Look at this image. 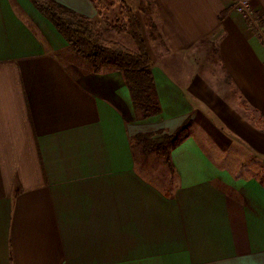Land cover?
I'll list each match as a JSON object with an SVG mask.
<instances>
[{
	"label": "crops",
	"instance_id": "0c3cea01",
	"mask_svg": "<svg viewBox=\"0 0 264 264\" xmlns=\"http://www.w3.org/2000/svg\"><path fill=\"white\" fill-rule=\"evenodd\" d=\"M34 1L0 0V264H264V182L224 167L264 159L241 107L264 121V44L234 1L151 0L162 113L145 120L124 75L94 73ZM54 1L103 18L92 0ZM246 1L264 41V0ZM201 50L205 67L188 60ZM188 120L168 193L133 140Z\"/></svg>",
	"mask_w": 264,
	"mask_h": 264
},
{
	"label": "trees",
	"instance_id": "16d2710c",
	"mask_svg": "<svg viewBox=\"0 0 264 264\" xmlns=\"http://www.w3.org/2000/svg\"><path fill=\"white\" fill-rule=\"evenodd\" d=\"M92 1L96 4L95 0ZM118 1L121 3L118 23H121L122 29L131 35L137 48L135 52L118 43L106 41L97 23L54 0H35L34 4L55 25L70 49L87 63L94 73L111 69L120 71L124 75L136 113L141 119L156 117L162 113V110L157 97L153 61L144 40L142 27L127 2L125 0ZM148 4L151 6L152 2ZM245 17L252 31L264 44L259 28L255 24V17L248 14ZM190 123L188 120L173 134L164 130L154 133H138L133 141L142 145V153L145 156L153 152L163 155L171 173L175 175L171 160L172 151L182 143L189 131Z\"/></svg>",
	"mask_w": 264,
	"mask_h": 264
},
{
	"label": "rangeland",
	"instance_id": "374dc122",
	"mask_svg": "<svg viewBox=\"0 0 264 264\" xmlns=\"http://www.w3.org/2000/svg\"><path fill=\"white\" fill-rule=\"evenodd\" d=\"M95 2L98 8L102 10L103 12V18L99 21V24L97 23L103 38L108 42L118 43L132 52L137 51L136 45L131 35L122 29L121 23H118L120 19V12H121L120 1L118 0H95ZM149 2H151V0H134L135 10L139 11V14L138 13H135V14L140 21L142 31H143V36L145 33L146 39H150L154 42L156 41L157 42L156 44L160 46L159 48L161 50V48H164L163 40H162V37L158 29L156 28L155 24L152 21V15H151L152 8L150 4H148ZM234 7L236 9L237 5L235 4ZM69 56L70 55H68V57ZM160 59L163 60V57H160ZM188 60L189 61L195 60L197 64H203V66L205 67V64L212 62L214 59L211 54H207L205 51L201 50L200 52L193 55V58H189ZM81 62H83L89 68L87 63H85L82 60ZM193 72H194V75H196L194 69H193ZM200 77L203 78V75H201ZM241 107L242 109H244V111H242L244 116H246L248 120L252 118V121H251L252 124H254V119H257L259 120V122L257 123V126L259 128L264 127V121L261 120V117L256 116L254 111L246 107L245 102L241 103ZM135 148H136V164H137L138 171L142 175H144L146 179H148L154 185L158 186L160 189L168 193L169 191L174 190L177 184L176 177L175 175L171 173V170L166 163L165 157L161 154L157 155L154 152L149 154L148 156H145L142 153V148H143L142 145L136 142H135ZM229 151L232 153V156L233 155L235 156L234 157L235 160H238V157H239L238 151L235 150L234 147H232L230 150L225 151L226 154ZM243 155L246 157L247 164L245 165L230 164L224 167H227V169H230L231 171H235L236 169H238L240 173L241 174L243 173L242 175H244L245 177H250V176L257 177L261 181L264 182V159L251 156L249 155V152L247 153L245 152L243 153Z\"/></svg>",
	"mask_w": 264,
	"mask_h": 264
},
{
	"label": "built area",
	"instance_id": "2783aa9c",
	"mask_svg": "<svg viewBox=\"0 0 264 264\" xmlns=\"http://www.w3.org/2000/svg\"><path fill=\"white\" fill-rule=\"evenodd\" d=\"M234 3L237 5L236 9L241 14H249V7L246 0H234Z\"/></svg>",
	"mask_w": 264,
	"mask_h": 264
}]
</instances>
